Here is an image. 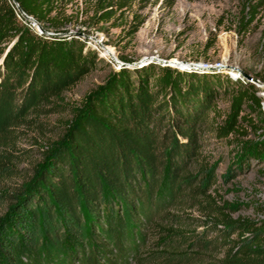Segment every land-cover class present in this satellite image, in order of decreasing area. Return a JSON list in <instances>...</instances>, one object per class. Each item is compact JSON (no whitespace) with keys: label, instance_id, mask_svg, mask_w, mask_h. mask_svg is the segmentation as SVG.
Returning <instances> with one entry per match:
<instances>
[{"label":"trees","instance_id":"obj_1","mask_svg":"<svg viewBox=\"0 0 264 264\" xmlns=\"http://www.w3.org/2000/svg\"><path fill=\"white\" fill-rule=\"evenodd\" d=\"M14 1L0 0V264H127L150 237L163 264H264V222L225 213L209 193L218 179L200 155L206 129L219 140L250 131L258 141L244 148L264 162L258 88L155 64L110 70L32 160L20 140L44 131L40 117L61 110L54 101L104 60L63 35L58 0ZM136 1L94 0L95 14L108 22ZM161 1L171 8L177 0ZM240 1V25L248 27L264 0ZM257 79L264 83V70ZM222 99L229 107L212 126L208 113L218 121Z\"/></svg>","mask_w":264,"mask_h":264},{"label":"rangeland","instance_id":"obj_2","mask_svg":"<svg viewBox=\"0 0 264 264\" xmlns=\"http://www.w3.org/2000/svg\"><path fill=\"white\" fill-rule=\"evenodd\" d=\"M56 7L63 35L84 40L104 61L54 101L61 110L40 117L44 131L28 130L27 136L20 140L22 148L32 150V160L39 159L40 151L56 139L71 119V110L79 107L87 93L103 83L110 70L140 69L155 64L229 77L233 81L241 79L248 84L259 81L257 76L264 70V12H260L252 25L242 27L240 0H177L171 8L161 0H139L123 15H116L108 22L99 21L94 0H58ZM136 26L138 30L134 32ZM31 27L37 31L33 24ZM109 49L115 57L104 56ZM123 58L129 62L122 61ZM229 67L238 68L248 79ZM259 83V95L264 99V83ZM218 107L224 111L218 121L213 112L208 113L206 122L212 126L223 120L229 100H220ZM253 117L258 120L260 114L254 113ZM206 132L201 138L200 155L218 179L209 193L232 219L246 218L260 226L264 222V162L253 161L244 148L247 142L258 141V133L249 131L245 137L219 140L210 129ZM227 173L229 177L224 181ZM184 212L202 218L198 211ZM154 242L150 237L146 247L140 248L137 254H129L127 264H163L159 250L152 248ZM207 256L220 258L221 255L209 252Z\"/></svg>","mask_w":264,"mask_h":264},{"label":"water","instance_id":"obj_3","mask_svg":"<svg viewBox=\"0 0 264 264\" xmlns=\"http://www.w3.org/2000/svg\"><path fill=\"white\" fill-rule=\"evenodd\" d=\"M13 3H15V1L14 0H11ZM17 6V5H16ZM18 9V12L27 20V21H29L31 24H33L35 27H36V29H37V31L39 32V33H44V34H46V35H52V34H50V33H47V32H45V30L33 19V18H31V17H29V16H26L19 8H17ZM99 46L101 47V48H103L102 47V45L99 43ZM229 69L230 70H232V71H236V72H238V73H240L244 78H247L248 79V76L247 75H245L243 72H241L238 68H235V67H229ZM254 81H256V80H254Z\"/></svg>","mask_w":264,"mask_h":264},{"label":"built area","instance_id":"obj_4","mask_svg":"<svg viewBox=\"0 0 264 264\" xmlns=\"http://www.w3.org/2000/svg\"><path fill=\"white\" fill-rule=\"evenodd\" d=\"M233 72L238 73L236 71H233ZM252 82H253V85H255L256 88L258 87L259 89H261V83H259V81L252 80ZM263 97H264V95H263ZM262 107H263V109L261 108V110H262V114L264 115V103H263Z\"/></svg>","mask_w":264,"mask_h":264},{"label":"bare ground","instance_id":"obj_5","mask_svg":"<svg viewBox=\"0 0 264 264\" xmlns=\"http://www.w3.org/2000/svg\"><path fill=\"white\" fill-rule=\"evenodd\" d=\"M103 49H107V47H104ZM107 54H104V56H107V57H115L114 55V51L112 49H109L108 52H106Z\"/></svg>","mask_w":264,"mask_h":264}]
</instances>
